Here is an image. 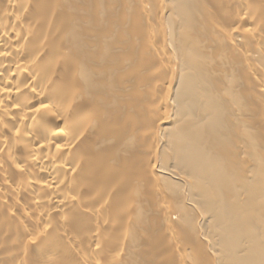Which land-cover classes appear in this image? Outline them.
I'll use <instances>...</instances> for the list:
<instances>
[{"label":"bare ground","instance_id":"obj_1","mask_svg":"<svg viewBox=\"0 0 264 264\" xmlns=\"http://www.w3.org/2000/svg\"><path fill=\"white\" fill-rule=\"evenodd\" d=\"M255 136L264 0H0V264H264Z\"/></svg>","mask_w":264,"mask_h":264},{"label":"rangeland","instance_id":"obj_2","mask_svg":"<svg viewBox=\"0 0 264 264\" xmlns=\"http://www.w3.org/2000/svg\"><path fill=\"white\" fill-rule=\"evenodd\" d=\"M251 145L254 147L255 151H261L262 147L264 145L263 139H256V136L253 138H250ZM133 219H139V221H144L146 218L144 216H131Z\"/></svg>","mask_w":264,"mask_h":264}]
</instances>
